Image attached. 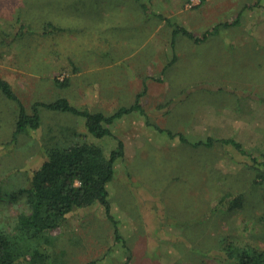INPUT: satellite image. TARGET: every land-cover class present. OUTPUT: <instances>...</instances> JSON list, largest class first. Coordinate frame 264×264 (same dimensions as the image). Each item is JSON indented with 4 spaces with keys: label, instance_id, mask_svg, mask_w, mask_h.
Wrapping results in <instances>:
<instances>
[{
    "label": "rangeland",
    "instance_id": "rangeland-1",
    "mask_svg": "<svg viewBox=\"0 0 264 264\" xmlns=\"http://www.w3.org/2000/svg\"><path fill=\"white\" fill-rule=\"evenodd\" d=\"M263 35L264 0H0V79L24 108L143 110L96 139L43 109L38 129L14 136L18 106L0 92V224L26 210L45 149L86 135L106 156L123 144L107 185L120 240L100 205L77 209L52 232L55 264H227L226 238L264 247V181L246 156L191 146L230 138L264 154Z\"/></svg>",
    "mask_w": 264,
    "mask_h": 264
},
{
    "label": "trees",
    "instance_id": "trees-1",
    "mask_svg": "<svg viewBox=\"0 0 264 264\" xmlns=\"http://www.w3.org/2000/svg\"><path fill=\"white\" fill-rule=\"evenodd\" d=\"M23 28L24 26L20 29ZM46 28L44 33L60 31L51 24ZM180 31L186 37H193L185 30ZM0 92L18 106L14 136L38 129L43 109L81 118L87 135L96 139L112 136V126L123 116L133 112L143 113L138 99L134 105L120 108L110 115L77 109L65 98L49 103L36 102L27 110L2 79ZM86 137L80 135L76 137L78 140L69 144H56L45 149V158L39 167L31 171L28 186L23 190L26 195V210L16 216L11 230H6L0 224V264H55L56 258L52 255V249L56 238L52 232L60 228L68 215L75 210L96 204L103 208L106 218L114 225L116 239L120 240L118 222L111 214L107 185L116 175V162L123 159V144L118 141L116 148L106 156L101 148L88 142ZM179 140L189 143L183 136ZM214 144L222 147L229 145L246 156L255 177L261 182L264 181V154L252 156L234 139L208 138L205 142L200 141L191 146L210 148ZM232 201V204H239L241 200L234 198ZM223 255L222 263L264 264V247L230 238L224 239ZM125 264H130V260L127 259Z\"/></svg>",
    "mask_w": 264,
    "mask_h": 264
},
{
    "label": "crops",
    "instance_id": "crops-1",
    "mask_svg": "<svg viewBox=\"0 0 264 264\" xmlns=\"http://www.w3.org/2000/svg\"><path fill=\"white\" fill-rule=\"evenodd\" d=\"M224 15H225V13H224ZM224 15H223V16H224ZM226 25H227V26H229V25L231 26L232 24L227 23ZM205 35H207V34H205ZM263 36H264V35H263ZM131 106H132V105H131ZM83 108H84V107H83ZM86 109L89 110L88 108H86ZM100 113H102V112H100ZM103 114H104V113H103ZM105 115H107V114H105Z\"/></svg>",
    "mask_w": 264,
    "mask_h": 264
}]
</instances>
